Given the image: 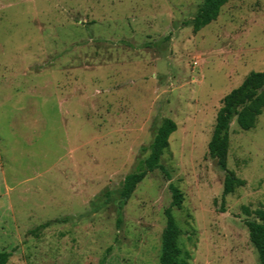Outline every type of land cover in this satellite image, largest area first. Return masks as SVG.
<instances>
[{"label":"rangeland","instance_id":"374dc122","mask_svg":"<svg viewBox=\"0 0 264 264\" xmlns=\"http://www.w3.org/2000/svg\"><path fill=\"white\" fill-rule=\"evenodd\" d=\"M201 3L0 0L6 264H158L169 184L183 196L172 209L179 264H258L244 221L264 211V109L248 131L229 126L226 169L244 185L223 201L207 144L222 98L264 71V0H229L193 33ZM165 118L176 130L164 172L118 210Z\"/></svg>","mask_w":264,"mask_h":264},{"label":"trees","instance_id":"16d2710c","mask_svg":"<svg viewBox=\"0 0 264 264\" xmlns=\"http://www.w3.org/2000/svg\"><path fill=\"white\" fill-rule=\"evenodd\" d=\"M229 0H202L197 12L190 22L193 33L198 32L212 21H214L220 8ZM264 109V71L249 72L242 80L239 86L232 89L222 98L221 107L216 113L215 122L210 140L207 144V153L210 159L216 160V164L224 171L222 184L221 200L233 192L234 188L244 185V181L237 178L233 172L226 169V158L228 150L229 126L235 121L236 125L242 131H248L253 128L256 118ZM176 130L175 123L170 119H163L156 129L155 135L149 145L148 156L139 161L133 172L123 178L121 188L118 191V210L130 198L137 184L144 177L153 172L164 169L159 164V159L163 151L168 146L169 136ZM168 191L171 195V202L164 210L165 226L161 233V246L158 258V264H179L181 250L178 246L179 229L174 221L172 209L178 207L183 202L181 192L172 184L168 185ZM104 195L109 197V193ZM55 220L54 222H59ZM50 225L45 222L35 227L30 232L35 234L41 229ZM244 225L247 229L248 239L253 246L258 264H264V211L257 220H246ZM10 257L9 252H0V264H6Z\"/></svg>","mask_w":264,"mask_h":264},{"label":"water","instance_id":"95a60500","mask_svg":"<svg viewBox=\"0 0 264 264\" xmlns=\"http://www.w3.org/2000/svg\"><path fill=\"white\" fill-rule=\"evenodd\" d=\"M213 164L216 165V160H213Z\"/></svg>","mask_w":264,"mask_h":264}]
</instances>
